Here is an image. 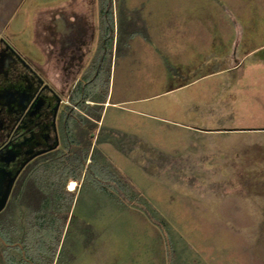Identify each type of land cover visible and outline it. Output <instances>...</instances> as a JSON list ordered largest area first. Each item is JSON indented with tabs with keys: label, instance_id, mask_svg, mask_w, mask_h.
<instances>
[{
	"label": "rangeland",
	"instance_id": "rangeland-1",
	"mask_svg": "<svg viewBox=\"0 0 264 264\" xmlns=\"http://www.w3.org/2000/svg\"><path fill=\"white\" fill-rule=\"evenodd\" d=\"M113 5L115 56L100 66L97 78L107 86L113 72L116 98L124 84L129 97L150 96L183 83L167 75L188 63L194 68L187 91L192 104L186 112L182 109L183 118L174 119L210 132L188 133L158 118L129 120L110 108L107 123L127 121L125 125L138 127L145 142L153 143L126 144L135 133L95 127L84 115L97 117L96 108L84 112L81 107L84 115L77 116L85 137L76 150L82 168L78 173L75 169L77 178L68 175L66 181V190L73 193L68 213L65 205L61 219L54 220L40 210L43 196L19 191L0 214L1 231L14 241L26 239L34 259L43 250L42 260L44 254L51 256L50 249L57 250L53 264H169L170 238L173 264H264V0H113ZM72 12L80 14L73 21L85 18L94 27L95 39L101 35L99 0H0V21H5L0 39L44 67L45 52L37 45L47 47L49 31L68 25L71 18L65 15ZM51 15L58 20L52 29L46 26ZM179 25L195 31L190 32L194 38L188 55H178L181 48L171 38L172 56L162 55L165 31ZM209 28L227 31L221 34L227 42L207 40L220 35L209 34ZM209 56L212 63H207ZM49 65L54 68L52 61ZM213 71L221 72L211 76ZM123 73L130 74L125 81ZM71 128L75 133L73 122ZM104 162L116 165L143 190L173 234L169 229L166 235L147 214L120 206L94 186L92 163ZM71 182L75 191L69 190ZM11 254L18 256V251Z\"/></svg>",
	"mask_w": 264,
	"mask_h": 264
},
{
	"label": "flooded vegetation",
	"instance_id": "flooded-vegetation-1",
	"mask_svg": "<svg viewBox=\"0 0 264 264\" xmlns=\"http://www.w3.org/2000/svg\"><path fill=\"white\" fill-rule=\"evenodd\" d=\"M83 21H70L65 27L59 24L49 31L47 47L37 45L45 52L44 67L0 39V201L8 194L0 214L19 191H31L35 197L41 195L40 207L47 201L51 207L54 197L48 191V182L45 188L39 186L35 174L40 166L58 158L65 145L71 144L70 121H74L77 137H85L77 116L84 113L76 99L81 102L86 91L90 93L96 88L100 66L112 56L114 34L102 28V36L95 39L94 27L89 28L85 18ZM86 104L90 108L95 106ZM84 116L87 123L96 122ZM66 186L67 182L63 189L68 192Z\"/></svg>",
	"mask_w": 264,
	"mask_h": 264
},
{
	"label": "trees",
	"instance_id": "trees-1",
	"mask_svg": "<svg viewBox=\"0 0 264 264\" xmlns=\"http://www.w3.org/2000/svg\"><path fill=\"white\" fill-rule=\"evenodd\" d=\"M100 5V11L103 19V30L107 33H113L114 34V9H113V0H99ZM111 42V39L109 40ZM105 96V95H104ZM100 97L97 94H94V96L88 95L83 96L81 102L78 101V107L79 109L82 107L84 112H89V106L86 104L87 100L94 99L97 103H104L102 99L104 100L105 97ZM96 110L98 111L97 117H95V124L97 127L98 122H100L103 106L97 105L94 106ZM82 111V110H81ZM71 122L74 123V121L69 122V139L71 144L65 145L64 151L58 153L60 156L58 158H54L46 166H40L38 168L39 171L36 172L35 176L37 179V184L41 187H44V185L48 184V191H50L53 194L54 202L51 207H49L48 201L42 204L40 207V210L43 215L45 213H50L48 215H51V218L54 220H57L60 218L62 213V210L65 205H67V213L70 209V204L67 203V201L72 202L73 194L71 192H66L63 189L64 183L69 179L70 176H75L74 171L77 170V173L81 171V166L79 164V156L81 153H78L79 150H76L78 146L81 145L79 141H81L78 137H75L74 130L71 128ZM114 133V132H113ZM113 136V135H112ZM82 142V141H81ZM89 152V151H88ZM87 157L84 156L82 160L86 161ZM101 160V159H99ZM81 162V161H80ZM91 162V161H90ZM103 165H94V169L96 168L97 174L94 181V186L97 187V189L102 190L105 194L109 195V197L115 199L120 206H124L127 208H133L137 209L149 217L153 223L161 227L163 233L167 235V230L170 229V234H173L171 230V224L170 222L158 214V211L156 207L151 203V201L147 198L145 193L142 189H140L130 177H128L126 174H124L116 165L113 163H102ZM101 167V170H100ZM88 172H86L87 175ZM67 175V176H66ZM85 175V176H86ZM76 177V176H75ZM78 177V176H77ZM76 177V178H77ZM105 177V178H104ZM104 178V179H103ZM105 181V182H103ZM105 183V184H102ZM111 184L113 186H111ZM45 188V187H44ZM62 198V200H60ZM66 203V204H65ZM45 205V206H44ZM50 212H48V210ZM47 210V212H46ZM150 215V216H149ZM42 217V216H41ZM44 217V216H43ZM42 217V218H43ZM61 219V218H60ZM62 226V225H61ZM60 226V227H61ZM52 231V228H50ZM50 231V235L52 234ZM46 235H49L48 232H46ZM49 235V236H50ZM61 236V234H60ZM56 239V238H55ZM61 239H57V246L58 242ZM11 246L10 248L7 247L4 243ZM16 242V243H15ZM19 244L12 248V244ZM26 239L24 240L19 237L18 239L12 240L9 238L8 235L3 233L0 229V264H53L54 258L56 256L57 250L53 252L51 251V256L48 254H44L45 258L42 260V254L45 253L43 250L41 252V258L40 259H34L30 257L29 255V247L26 244ZM168 244V255H169V264H173V256L172 253L174 252V241L172 238H170L167 241ZM14 251H18V256L11 254ZM23 252H25V257L23 256ZM170 252V254H169ZM22 254V255H21ZM42 260V262H41Z\"/></svg>",
	"mask_w": 264,
	"mask_h": 264
},
{
	"label": "crops",
	"instance_id": "crops-1",
	"mask_svg": "<svg viewBox=\"0 0 264 264\" xmlns=\"http://www.w3.org/2000/svg\"><path fill=\"white\" fill-rule=\"evenodd\" d=\"M113 9H114V18H115V7L113 5ZM81 10H79L80 12ZM69 15V16H68ZM77 15H80L77 12H72L69 14H66L65 16L68 18L70 17L71 19L69 21H73L72 18L76 17ZM85 17V16H84ZM58 20L56 19H52V15H51V19L50 22L48 24H46V26L51 27H55L56 22ZM5 21L1 22L0 24H4ZM68 22V21H67ZM66 22V23H67ZM115 24V23H114ZM115 26V25H114ZM52 29V28H51ZM191 27L190 26H184V25H179V26H174L171 29H169L167 32L165 31V33L167 34V37L165 39V46H163V50H162V55L167 54L168 56H172L171 54V50H170V45H173L172 41L170 42L169 39L171 38L175 44V46L180 47L181 49H179L178 55H180L182 57V55H188L189 52V46L191 41H193L194 35L190 36V32H195L194 30H190ZM222 28H219V30H217V32H215L214 30H211V28L208 29V33H219L220 35H214L212 36L209 35V37H207V40H209L210 42H212V40H216L217 42H220L222 40L226 41L228 40V37L222 36V33H227V31L225 30H221ZM234 32H237L236 28H232ZM206 30L203 29V32H205ZM172 32V33H171ZM173 33L176 34V37L174 38L172 35ZM172 34V35H170ZM166 36V34H165ZM206 40V38H205ZM174 46V45H173ZM115 56V49H114V44H113V49H112V56L111 59L113 61ZM149 56V55H148ZM210 59V56L207 57ZM211 61H207V63H212V59H210ZM226 63V61L224 62V64ZM188 63H180L179 65H177V71L176 72H172V71H168L169 75H167L169 78H178L179 80H182L183 83L178 84L175 87H171L169 89H166L165 91H163L162 93L156 94V95H150V96H142V97H132V96H127L126 95V90L127 87L125 86V84L122 86V88L118 89V94H117V98L115 97V87L112 88L111 86V77L113 76V72H110V79L108 82V85L106 86L105 82L103 81V79H96V88L94 89V91L92 92H88L86 91L83 96H94V94H98L101 98L104 96L105 99L102 101H104V103H97L96 101H94V99L91 100H87L86 103H90V104H95V106L97 105H102L103 106V110H102V115H101V119L100 122H98L99 128L100 126L103 127H107L109 129H114L116 131L122 132L123 134H130V133H135L136 138H141L143 139L140 134V130L138 129L137 126H128L125 125L127 121H109L107 123V114L110 110V108L119 111L120 113H124L126 115L127 119H131V118H135V117H142V119L144 118H153V119H160L162 121H169L173 124H177L182 126L186 131H188V133L190 131L192 132H205V133H209L210 131L204 130L203 127H199V126H194L193 124H185V123H179V121H176V119H174V117L176 116L177 118L181 117L183 115L184 112H186L187 108L189 107L190 104H192V102H189V98H188V88L190 86V84L193 82L191 80H193L191 76L194 75V68L189 69ZM221 71H213L212 73H210V75H217L219 74ZM100 75H102L101 73H99ZM193 74V75H192ZM130 74H126L123 73L122 74V78L124 79L123 81L126 80V78L129 76ZM100 77V76H98ZM105 91L104 93H101V91ZM102 95H101V94ZM159 96H164V97H168L165 98L162 102H156ZM180 107H182L180 109ZM182 109H184L182 111ZM181 110V112H180ZM155 112V113H154ZM157 112H160V114H162V117L159 118L158 115H156ZM172 115V117H171ZM178 115V116H177ZM169 116V117H168ZM171 117V118H170ZM183 118V116H182ZM203 129V130H202ZM132 132H131V131ZM136 131V132H135ZM186 133V132H184ZM139 135V136H138ZM128 138V137H127ZM134 138H128V142L126 144H135V145H139V144H153L151 141H147L145 142H134ZM107 143V142H106ZM110 141H108L107 144H109ZM114 144V142H111Z\"/></svg>",
	"mask_w": 264,
	"mask_h": 264
},
{
	"label": "water",
	"instance_id": "water-1",
	"mask_svg": "<svg viewBox=\"0 0 264 264\" xmlns=\"http://www.w3.org/2000/svg\"><path fill=\"white\" fill-rule=\"evenodd\" d=\"M7 199H8V194H7V196H5V198L3 200L0 201V212L5 208ZM4 244L7 245L6 243H4ZM16 245H19V244H15V245H12V246H16ZM23 256L25 257V252H23Z\"/></svg>",
	"mask_w": 264,
	"mask_h": 264
},
{
	"label": "bare ground",
	"instance_id": "bare-ground-1",
	"mask_svg": "<svg viewBox=\"0 0 264 264\" xmlns=\"http://www.w3.org/2000/svg\"><path fill=\"white\" fill-rule=\"evenodd\" d=\"M75 182H71L69 186V190H74Z\"/></svg>",
	"mask_w": 264,
	"mask_h": 264
}]
</instances>
